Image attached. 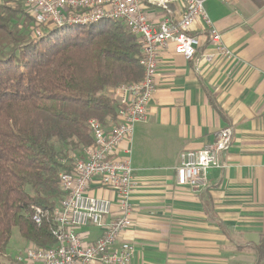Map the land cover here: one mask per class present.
Masks as SVG:
<instances>
[{"label":"crops","instance_id":"1","mask_svg":"<svg viewBox=\"0 0 264 264\" xmlns=\"http://www.w3.org/2000/svg\"><path fill=\"white\" fill-rule=\"evenodd\" d=\"M143 8L153 25L164 20L147 0ZM205 9L233 57L216 55L201 23L193 34L201 54L214 58L201 57L199 72L174 44L159 53L148 121L132 136L133 227L121 237L137 249L131 264H257L264 237V0H212ZM171 10L181 17L180 6ZM228 126L234 136L220 159L226 167L209 170L202 191L179 186L180 155L213 143ZM91 193L114 199L97 187ZM80 233L90 243L102 231L89 226ZM21 244V252L30 246Z\"/></svg>","mask_w":264,"mask_h":264},{"label":"trees","instance_id":"2","mask_svg":"<svg viewBox=\"0 0 264 264\" xmlns=\"http://www.w3.org/2000/svg\"><path fill=\"white\" fill-rule=\"evenodd\" d=\"M24 5L0 0V264L16 228L34 247L56 245L60 174L72 173L93 144L91 120L105 127L116 121L114 90L143 78L141 44L123 22L40 27L42 37H35ZM32 207L45 213L40 226ZM257 254L264 264V237Z\"/></svg>","mask_w":264,"mask_h":264},{"label":"built area","instance_id":"3","mask_svg":"<svg viewBox=\"0 0 264 264\" xmlns=\"http://www.w3.org/2000/svg\"><path fill=\"white\" fill-rule=\"evenodd\" d=\"M147 1L164 11L165 18L158 26L145 15L144 0H24L34 18L35 37H42L40 27L52 30L102 20L123 22L141 44L143 78L114 90L119 102L116 121L105 127L91 120L93 144L84 147L82 157L75 159L72 173L60 174L64 197L52 213L56 245L46 249L29 246L15 257L17 264H131L136 256L135 245L121 242L122 235L133 227L132 196L136 183L130 164L132 136L136 124L148 121L156 93L159 53L174 44L176 54L194 63L199 72L201 57L209 62L214 58L201 54V39L193 34L194 26L201 23L200 31L209 35L216 55L233 57L205 9L212 0ZM172 4L181 7L179 19L173 18ZM233 132L232 127H225L203 149L183 152L175 169L177 184L196 192L206 189L209 170L226 167L220 159L232 147ZM93 187L111 192L114 199L92 195ZM32 208V222L40 226L45 213L39 207ZM89 226L97 227L102 234L96 241L86 243L80 231Z\"/></svg>","mask_w":264,"mask_h":264},{"label":"rangeland","instance_id":"4","mask_svg":"<svg viewBox=\"0 0 264 264\" xmlns=\"http://www.w3.org/2000/svg\"><path fill=\"white\" fill-rule=\"evenodd\" d=\"M109 95H111V94H109ZM78 154H79L78 152H71V155L73 157H77L76 155H78ZM74 165H75V163L72 165L73 166L72 170L74 169ZM19 235H20L19 230L17 228L14 229L13 237H12L11 243L9 245V249H8L10 252V255L8 253V258L7 259L5 258L6 264H17L14 259L18 254L21 253V248H23V246H21L22 245L21 243H23V241H24V240L22 241V238ZM30 246H32V245H30Z\"/></svg>","mask_w":264,"mask_h":264}]
</instances>
